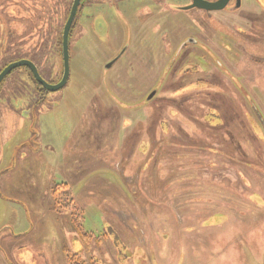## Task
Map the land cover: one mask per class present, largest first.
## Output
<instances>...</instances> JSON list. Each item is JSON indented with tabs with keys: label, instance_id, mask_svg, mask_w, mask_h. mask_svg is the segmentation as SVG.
<instances>
[{
	"label": "rangeland",
	"instance_id": "rangeland-1",
	"mask_svg": "<svg viewBox=\"0 0 264 264\" xmlns=\"http://www.w3.org/2000/svg\"><path fill=\"white\" fill-rule=\"evenodd\" d=\"M72 1L0 0V70L57 82ZM189 2L82 0L66 85L2 80L0 264L264 263V0Z\"/></svg>",
	"mask_w": 264,
	"mask_h": 264
},
{
	"label": "water",
	"instance_id": "water-1",
	"mask_svg": "<svg viewBox=\"0 0 264 264\" xmlns=\"http://www.w3.org/2000/svg\"><path fill=\"white\" fill-rule=\"evenodd\" d=\"M228 1L229 0H216V1L191 0L190 4L183 6L180 9L188 10L192 8H198L205 11H218L223 9L228 4ZM80 3L81 0L72 1L67 19L62 29V34H61L62 75L60 77V80L56 83H49L48 81H46L44 78L41 77V75L37 70L36 65L32 61L26 59H20L7 64L0 71V83L12 70L18 67H26L30 70L33 79L39 85H41V87H43V89L46 92H54L63 88L66 85L69 78V60H70L69 37ZM239 5H240V0H236V6ZM112 63L113 61H110L109 63L106 64V67L109 68L112 65Z\"/></svg>",
	"mask_w": 264,
	"mask_h": 264
},
{
	"label": "flooded vegetation",
	"instance_id": "flooded-vegetation-1",
	"mask_svg": "<svg viewBox=\"0 0 264 264\" xmlns=\"http://www.w3.org/2000/svg\"><path fill=\"white\" fill-rule=\"evenodd\" d=\"M82 1V0H81ZM207 1H216V0H207ZM189 3H191V0H190V2ZM236 0H229L228 1V4L223 8V10H227V9H229L228 11H234V10H236L237 8H235V7H237L236 5ZM222 10V9H221ZM222 10V11H223ZM218 11H220V10H218ZM33 13V17H31V20H33V18H34V15L36 14V19H37V21H38V19H39V16H38V12H32ZM1 16V15H0ZM2 30V29H1ZM6 33H7V31H6ZM11 33V32H10ZM9 38H11V35H10V37ZM2 43H4L6 46H8L9 44H8V42L6 41V39H5V41L4 42H2ZM6 48V47H5ZM122 55V52L120 53V55H118V58L120 57ZM30 61H32V60H30ZM33 62V61H32ZM34 63V62H33ZM6 66V65H5ZM4 66V67H5ZM4 67H2V69L4 68ZM1 69V70H2ZM0 70V71H1ZM9 75V74H8ZM60 80V79H59ZM58 80V81H59ZM57 81V82H58ZM2 82V81H1ZM49 83L51 82L52 83V80H50V81H48ZM54 82V81H53ZM54 83H56V82H54ZM1 84V83H0Z\"/></svg>",
	"mask_w": 264,
	"mask_h": 264
},
{
	"label": "trees",
	"instance_id": "trees-1",
	"mask_svg": "<svg viewBox=\"0 0 264 264\" xmlns=\"http://www.w3.org/2000/svg\"><path fill=\"white\" fill-rule=\"evenodd\" d=\"M71 33V32H70ZM57 191V187L53 190V193H55ZM74 209H76L75 207H74ZM77 216H78V214H76ZM77 216H76V219H77ZM76 222V225L77 226H79V222H78V220L77 221H75ZM77 228H79V227H77ZM72 263H74L73 261H72ZM74 264H84L83 262H81V261H76Z\"/></svg>",
	"mask_w": 264,
	"mask_h": 264
}]
</instances>
